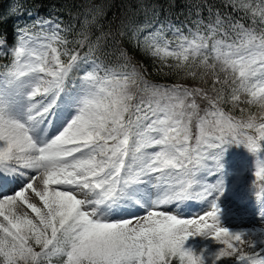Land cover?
I'll use <instances>...</instances> for the list:
<instances>
[{
    "label": "snow or ice",
    "instance_id": "6c2138e0",
    "mask_svg": "<svg viewBox=\"0 0 264 264\" xmlns=\"http://www.w3.org/2000/svg\"><path fill=\"white\" fill-rule=\"evenodd\" d=\"M59 11L0 35V264H264V220L230 231L216 195L225 146L264 147V0Z\"/></svg>",
    "mask_w": 264,
    "mask_h": 264
},
{
    "label": "trees",
    "instance_id": "16d2710c",
    "mask_svg": "<svg viewBox=\"0 0 264 264\" xmlns=\"http://www.w3.org/2000/svg\"><path fill=\"white\" fill-rule=\"evenodd\" d=\"M80 0H20L22 4L21 11L24 13L19 18L12 17L11 19L7 20V22L0 24V35H4L8 41L9 45L14 43V36H15V28L16 25H23L26 22H31L32 19H35L37 16H42L45 18H51L53 15H59L63 19H68L69 13L68 11L60 12L59 9L64 7L65 5L71 6L72 4L79 3ZM160 3H166L167 0H159ZM179 2V0H177ZM9 0H0V11H3L7 8ZM236 15H243L242 13H237ZM250 23V21H248ZM236 115H239V110H237ZM239 146L236 144L226 145L224 155L221 158L229 159V162H233V166L236 167V171L242 175L241 180L243 178L245 169V160L244 158L247 157V153L244 149L234 154L232 151L233 146ZM242 145V144H240ZM243 146V145H242ZM252 165L251 168L256 167V160L257 158L263 160L264 151H259L258 153H252ZM232 158V159H230Z\"/></svg>",
    "mask_w": 264,
    "mask_h": 264
},
{
    "label": "rangeland",
    "instance_id": "374dc122",
    "mask_svg": "<svg viewBox=\"0 0 264 264\" xmlns=\"http://www.w3.org/2000/svg\"><path fill=\"white\" fill-rule=\"evenodd\" d=\"M237 151H239V148L236 147L234 149V152L237 153ZM250 155H251L250 151L248 150V160L249 161L251 160ZM248 160L246 159V164H247ZM222 164H223V170L222 171L226 172V175L223 177L225 185L228 182L233 183L234 178L236 179V177L231 174V171H233V170L229 171V169L232 168L231 164H228L225 162H223ZM228 172L234 178L232 176H230ZM247 174H248V177H247L246 173L244 174V176L247 180V182L245 183V184H247L245 190L247 192H249L250 194H252L253 196H256L255 188H254V181L256 179L255 170H252L251 173H247ZM215 176L221 178V173L217 172L215 174ZM207 180L209 183H215V181L213 179V175L208 176ZM241 185H242L241 183H237L236 186L241 187ZM217 195L219 196V194H217ZM225 197H226L225 195L219 196V199L217 201L218 206L222 210L221 214H220V220H221V223L223 226L229 228V230L232 232H239V231H244V230H253V229L261 226L262 219L258 220V218H253L254 214H252L251 218L248 221H245V216L242 213L237 212V210L228 206V203L224 201ZM181 208H182V210H184L185 209L184 205H182ZM221 246L222 245L215 242L214 238L204 237L202 235L190 237L189 240L186 241V244H185V247H192L194 250H196L198 252L200 250L206 249L208 253L216 252ZM258 247H264V245H258Z\"/></svg>",
    "mask_w": 264,
    "mask_h": 264
}]
</instances>
